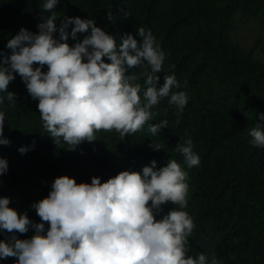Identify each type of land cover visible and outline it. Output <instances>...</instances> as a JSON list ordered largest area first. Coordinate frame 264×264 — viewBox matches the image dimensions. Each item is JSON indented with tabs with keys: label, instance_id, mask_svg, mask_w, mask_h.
<instances>
[{
	"label": "trees",
	"instance_id": "trees-1",
	"mask_svg": "<svg viewBox=\"0 0 264 264\" xmlns=\"http://www.w3.org/2000/svg\"><path fill=\"white\" fill-rule=\"evenodd\" d=\"M43 2L0 0V53L11 54L6 44L21 28L38 34L37 25L51 15L42 9ZM54 11L57 27L65 17L92 19L117 44L125 34L139 41L140 27L151 30L165 52L160 84L174 73L179 88L172 91L186 92L188 103L178 114L164 98L140 131L121 139L114 130H101L96 141L69 151L71 146L62 139L57 143L43 128L38 101L16 75L8 86L15 103L5 100L0 106L4 136L11 141L0 145V158L8 161V172L0 176V198H9L10 208L41 223L31 206L48 196L58 177L74 178L77 184L97 177L104 183L122 171L140 172L153 160L160 168L175 159L188 174L184 210L195 223L189 255H214L221 264H264V148L254 146L249 135L259 123L258 114L264 113V65L232 41L236 15L264 18V0H59ZM86 35L78 33L77 40L67 43L74 46ZM132 71L140 76L142 70L128 74ZM138 82L143 87L142 77ZM162 120L168 121L167 128L153 136L148 125ZM189 138L200 157V164L191 168L175 149ZM151 143L160 151H153ZM21 147L29 150L22 155ZM176 207L162 205L156 219ZM15 234L30 239L35 231ZM10 235L5 230L0 240ZM0 264H17V258Z\"/></svg>",
	"mask_w": 264,
	"mask_h": 264
},
{
	"label": "clouds",
	"instance_id": "clouds-1",
	"mask_svg": "<svg viewBox=\"0 0 264 264\" xmlns=\"http://www.w3.org/2000/svg\"><path fill=\"white\" fill-rule=\"evenodd\" d=\"M59 0H44L42 9L51 15L37 25L38 34L21 28L8 40L10 55L0 53V106L5 100L15 103L8 91L19 75L27 92L38 101L43 128L57 143L63 140L74 151L84 142L96 141L98 131H115L121 139L140 131L153 119L152 109L164 98L182 113L188 103L175 74L163 77L165 52L151 30H136L139 41L125 34L116 38L92 19L65 17L57 27L54 11ZM109 19L111 17L109 16ZM70 29V31H69ZM58 33V38L56 34ZM87 33L81 42L69 46V38ZM105 59L109 62H105ZM38 65V66H36ZM47 71H43L44 66ZM140 69L138 76L129 70ZM143 78V87L138 82ZM142 93V95H141ZM249 131L254 146L264 148V113ZM5 113L0 111V145L9 146L4 136ZM168 121L149 124L153 135L167 128ZM35 142H33L34 144ZM153 151L160 146L151 143ZM187 139L175 147L191 168L200 164ZM29 149L21 147L23 155ZM8 172V161L0 158V176ZM187 172L175 160L157 168V162L140 172L122 171L102 183L94 177L90 183L77 184L74 178L61 176L51 191L31 207L41 223H34L27 212L9 207V198H0V234L12 233L0 240V260L17 258V264H221L213 255H189L195 223L184 209L189 185ZM172 208L161 219L162 205ZM49 225L45 230V223ZM30 239H18L15 233Z\"/></svg>",
	"mask_w": 264,
	"mask_h": 264
},
{
	"label": "rangeland",
	"instance_id": "rangeland-1",
	"mask_svg": "<svg viewBox=\"0 0 264 264\" xmlns=\"http://www.w3.org/2000/svg\"><path fill=\"white\" fill-rule=\"evenodd\" d=\"M232 41L240 51L264 65V18L239 12L234 19Z\"/></svg>",
	"mask_w": 264,
	"mask_h": 264
}]
</instances>
